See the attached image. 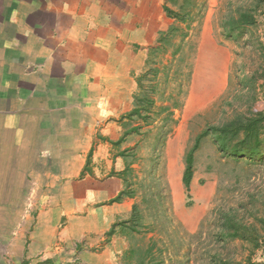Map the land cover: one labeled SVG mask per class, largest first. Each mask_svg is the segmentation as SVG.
Masks as SVG:
<instances>
[{
	"label": "crops",
	"instance_id": "0c3cea01",
	"mask_svg": "<svg viewBox=\"0 0 264 264\" xmlns=\"http://www.w3.org/2000/svg\"><path fill=\"white\" fill-rule=\"evenodd\" d=\"M182 3L0 0V264H119L133 201L114 149Z\"/></svg>",
	"mask_w": 264,
	"mask_h": 264
},
{
	"label": "rangeland",
	"instance_id": "374dc122",
	"mask_svg": "<svg viewBox=\"0 0 264 264\" xmlns=\"http://www.w3.org/2000/svg\"><path fill=\"white\" fill-rule=\"evenodd\" d=\"M252 3L197 0L194 21L184 29L188 36L182 39L179 33L156 53L138 86L136 97L145 100L143 110L130 119L129 127L135 129H122L124 141L119 140L114 151L124 153L118 174L123 191L133 207L137 205V230L131 223L122 236L128 248L135 246L140 252L154 245L146 264H218L216 254L238 264L250 245L219 238L220 210L238 208L245 222L258 224L247 216L252 207L244 208L255 194L260 198L256 213L264 217V160L236 163L218 151L212 136L195 152L189 192L182 182L186 156L196 138L209 126L245 111L251 102L242 82L254 73L260 76L264 68V6L256 14L257 24L238 40L229 39L222 25L228 13ZM210 9L214 33L202 50V25ZM259 95V106L264 107V93ZM124 255L119 264H137L140 257L131 260ZM253 261H264L262 253Z\"/></svg>",
	"mask_w": 264,
	"mask_h": 264
},
{
	"label": "trees",
	"instance_id": "16d2710c",
	"mask_svg": "<svg viewBox=\"0 0 264 264\" xmlns=\"http://www.w3.org/2000/svg\"><path fill=\"white\" fill-rule=\"evenodd\" d=\"M197 0H183L178 11H174L166 7V13L169 17L176 19V25H173L170 30L161 37L159 44L154 48V54L164 49L166 44H170L173 39L180 33L181 38H186L188 35L184 29H189L190 23L194 21L195 10L197 8ZM251 5H240L234 11L228 13L222 25V28L229 39L238 40L248 27L257 24L256 14L264 6V0H252ZM230 6L233 5L230 1ZM175 55V54H174ZM260 79V80H259ZM251 93L250 104L245 111L236 113L231 119L219 125H212L205 129L195 141L194 147L186 156V166L183 173L182 182L185 189L189 192L192 180L194 177V162L195 152L201 146L203 139L212 136L215 141L218 151L226 157L232 158L236 163L241 160L257 162L258 159L264 160V107L259 106V93H264V68L260 76L255 73L251 77H247L245 82H242ZM145 100L136 97V107L130 113V117L141 115ZM150 103V100H148ZM135 129V128H133ZM124 141V137L120 139ZM118 141L117 145L121 142ZM124 157V153H121ZM123 196H127L123 191L117 198L121 200ZM250 201L244 204V208H251L250 214L247 211V216L254 218L258 224H249L245 222L240 215V209L227 208L220 210L217 216L218 236L223 241H241L250 245L248 254L245 260L238 264H264V261L255 262L253 256L261 252L264 260V217H259L256 213V203L259 201L258 195L250 196ZM137 205L133 207V215L129 221L116 226L126 225L133 231L137 230L138 216L136 214ZM260 225V226H257ZM260 227V228H259ZM127 229V228H126ZM116 227L110 231L109 236L115 234ZM154 245L149 247L144 252H140L135 246H130L124 255V258L134 259L137 255L140 256L137 264H146V257L152 255ZM220 254L214 255L218 259V264H233L230 260L221 259Z\"/></svg>",
	"mask_w": 264,
	"mask_h": 264
}]
</instances>
